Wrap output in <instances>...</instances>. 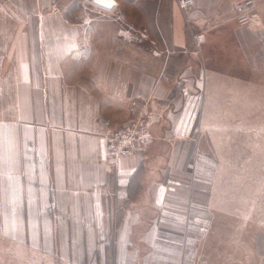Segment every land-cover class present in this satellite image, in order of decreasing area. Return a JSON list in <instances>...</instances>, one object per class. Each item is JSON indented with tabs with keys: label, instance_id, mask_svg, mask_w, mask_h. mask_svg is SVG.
<instances>
[{
	"label": "crops",
	"instance_id": "crops-1",
	"mask_svg": "<svg viewBox=\"0 0 264 264\" xmlns=\"http://www.w3.org/2000/svg\"><path fill=\"white\" fill-rule=\"evenodd\" d=\"M118 1L112 15L82 0H12L21 26L2 64L16 89L14 112L0 115L2 252L37 264H185L204 239H234L233 226L237 239H254L252 228L264 239V0L245 25L232 19L235 0L185 11ZM189 26L206 33L203 61L179 68L151 37L184 51ZM87 30L89 54L77 56ZM137 36L149 39L141 54ZM145 102L156 139L110 155L105 136Z\"/></svg>",
	"mask_w": 264,
	"mask_h": 264
},
{
	"label": "rangeland",
	"instance_id": "rangeland-1",
	"mask_svg": "<svg viewBox=\"0 0 264 264\" xmlns=\"http://www.w3.org/2000/svg\"><path fill=\"white\" fill-rule=\"evenodd\" d=\"M175 1L177 2L178 0ZM167 4L168 3L165 5ZM19 6L18 4L12 3V0H0V115L4 117L10 116L14 112L16 106L14 76L11 71L2 73V64L10 48L13 34L16 29L21 26V21L18 18L20 15ZM191 30L194 32H192L191 36L188 38V42L184 46V51L177 52L176 49L172 48L173 46L170 41L166 46L167 43L165 41L168 39L166 36L151 37L153 40L151 41L153 49H156L159 44H163L165 46V51L162 52L161 56L172 61L175 60L179 68L180 65L201 66L203 61L202 50L200 48L201 44L198 45L195 38L198 30L193 27ZM148 40L149 39L144 36H137L136 45L134 42L131 47H139L138 49L140 50L137 51V54H141L144 49L148 48V45L150 46V44L146 45L145 43V41L148 42ZM178 48L180 49V46ZM156 53L157 55L155 56H160L161 54L160 51H156ZM126 54H128V51ZM237 198L239 200L236 201L237 203L234 206L239 207L242 205V199H246V197ZM233 227L234 239H211L210 244L209 239H204L200 249V256L197 258L193 257L195 260H191L192 254L189 253L190 256L185 259V264H264V239H255L256 229L252 228L254 239H246L244 237V239H237L241 236H236L235 234H238L240 229H237L239 227L236 226ZM2 245H4V243L0 242V264H37L31 258L26 263L19 260L17 258V253L2 252ZM209 254H211V256H209Z\"/></svg>",
	"mask_w": 264,
	"mask_h": 264
},
{
	"label": "built area",
	"instance_id": "built-area-1",
	"mask_svg": "<svg viewBox=\"0 0 264 264\" xmlns=\"http://www.w3.org/2000/svg\"><path fill=\"white\" fill-rule=\"evenodd\" d=\"M84 6H90L94 10L103 11L108 14H116L120 12V4L118 0H100L101 3L111 5V9L101 7L97 0H82ZM179 7L183 11L194 5L193 0H178ZM255 6V0H235L232 6V19L239 25H245L252 19V13ZM195 38L198 45L205 41L206 33L201 31L196 33ZM153 115L148 103H143L136 117L127 125L120 127L113 132L107 134V150L114 157H124L131 155L137 151L145 150L153 139L154 135Z\"/></svg>",
	"mask_w": 264,
	"mask_h": 264
},
{
	"label": "bare ground",
	"instance_id": "bare-ground-1",
	"mask_svg": "<svg viewBox=\"0 0 264 264\" xmlns=\"http://www.w3.org/2000/svg\"><path fill=\"white\" fill-rule=\"evenodd\" d=\"M90 35L91 34H90V31L89 30H87V32H85L83 34L82 39L84 40V44L86 45V49H85V51H79V52H77L76 53L77 56L84 55L85 53H86V55L89 54V51H90L89 50V47L91 48V45H92L91 36Z\"/></svg>",
	"mask_w": 264,
	"mask_h": 264
},
{
	"label": "snow or ice",
	"instance_id": "snow-or-ice-1",
	"mask_svg": "<svg viewBox=\"0 0 264 264\" xmlns=\"http://www.w3.org/2000/svg\"><path fill=\"white\" fill-rule=\"evenodd\" d=\"M97 2L100 4L101 7H105V8L111 9V5L110 4L101 3L100 0H97Z\"/></svg>",
	"mask_w": 264,
	"mask_h": 264
},
{
	"label": "trees",
	"instance_id": "trees-1",
	"mask_svg": "<svg viewBox=\"0 0 264 264\" xmlns=\"http://www.w3.org/2000/svg\"><path fill=\"white\" fill-rule=\"evenodd\" d=\"M139 172H140V171H138V172L136 173V175L134 176V178H135L136 180H139V175H140ZM132 182H133V179H132ZM138 186H139V185H138V181H136V188H138ZM137 190H138V189H137ZM132 194H133V193H132Z\"/></svg>",
	"mask_w": 264,
	"mask_h": 264
}]
</instances>
